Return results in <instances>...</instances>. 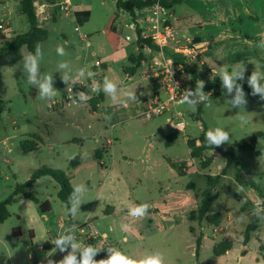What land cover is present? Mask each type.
Returning a JSON list of instances; mask_svg holds the SVG:
<instances>
[{
    "label": "rangeland",
    "instance_id": "rangeland-1",
    "mask_svg": "<svg viewBox=\"0 0 264 264\" xmlns=\"http://www.w3.org/2000/svg\"><path fill=\"white\" fill-rule=\"evenodd\" d=\"M21 1L0 0V31L7 30L2 33L8 39L30 31ZM34 5L40 27L48 32V39L39 44L43 51L40 72L53 75L57 94L50 107L48 101L38 97V89L27 83L23 68L27 47L22 48V58L14 66L2 68L0 95L5 111L0 122V203L43 167L63 171L72 187L83 183L89 191L75 217L67 214L58 196L60 187L51 177L41 178L32 189L39 203L15 197L8 207L9 217L0 224V264H41L49 252L43 250L44 244L72 224L77 225L75 236L82 245L92 239L104 248L102 251L112 247L137 259L160 252L164 264H262L264 219L254 215V209L258 204L264 206V201L250 187L238 192L241 185L236 168L227 166L221 153L205 152L201 158L192 159L188 142L209 129L227 130L229 141L217 148L232 151L240 159L239 169L253 178L264 194V139L258 138L254 149L241 148L264 133V105L245 93L244 109L232 108L228 102L231 97L217 75L212 82L206 78L203 89L208 92L207 85H211L219 94L210 97V107L202 103L193 110L184 103L147 120L141 113L144 100L154 97L149 75L152 56L149 49L138 44L136 30H142L140 24L134 26L130 14L118 9L117 0H70L67 8L64 0H35ZM78 10L90 11L83 23L75 16ZM168 12L173 15L172 21L167 16L169 23H181L182 40L204 29L202 40L211 45L207 59L219 74L244 66L245 78L239 82L247 84L254 70L264 72V48L258 46L264 40V0H180ZM114 14H118L114 33L121 38L115 53L104 34ZM141 15L144 22L146 13ZM144 27L143 35L148 37ZM246 35L252 39H245ZM58 45L64 47L66 55L57 54ZM141 55L144 60L137 66L134 61ZM61 61L69 62L73 71L87 67L94 73L91 79L72 86V91L86 92L90 99L68 104L63 71H58ZM106 76L135 90L137 100L129 101L127 107L112 105L103 91L91 92L95 84L102 86ZM159 94L161 100L167 98L163 90ZM175 110L185 115V132L169 128ZM199 124H204L205 131H200ZM28 142H36L37 148L26 151ZM99 150L103 153L102 165L97 157ZM210 157L211 166L203 169L202 164ZM76 158L81 163L73 167ZM217 177V199L206 217L199 220L203 194L211 179ZM46 201L51 204V212L44 215L40 204ZM142 203L150 205L148 214L142 218L130 216L129 208ZM88 221L98 232L97 238L91 235ZM254 223L256 230L250 232ZM247 234L250 240L245 246ZM227 244L231 245L230 253L218 255L216 249L221 245L224 249ZM66 254L56 251L51 259L59 261Z\"/></svg>",
    "mask_w": 264,
    "mask_h": 264
},
{
    "label": "clouds",
    "instance_id": "clouds-1",
    "mask_svg": "<svg viewBox=\"0 0 264 264\" xmlns=\"http://www.w3.org/2000/svg\"><path fill=\"white\" fill-rule=\"evenodd\" d=\"M259 47L264 48V40L259 42ZM57 54L60 56L66 55L65 49L62 45L57 46ZM43 59V51L39 44L36 45L35 52H29L23 57V68L27 74V83L29 85L35 86L38 89V97L41 100L49 102L51 107V101L55 98L57 94V89L54 88V79L52 74H41L40 72V62ZM58 71H63L62 80L67 85V91L69 93L68 97L72 104H77L90 99L88 93L83 91H78L73 93L72 86L82 82L85 79H91L94 73L91 72L87 67H81L72 70L69 62L61 61L58 64ZM222 81V87L226 90V94L231 97L228 102L232 108H243L247 104L245 92L243 90L242 84L238 81H242L245 78V68L240 66L234 68L231 72L226 69L222 70L219 74ZM247 84L251 88V94L253 96H259L261 100H264V72L254 70L251 75L247 78ZM205 87V82L203 80H197L195 90L186 89L183 92L180 103H187L192 106L195 110L199 104H205V106L210 107L208 103L210 97L209 93L203 91ZM103 91L104 95L108 98V101L112 105H120L127 107L129 101H136L135 90H130L119 85L115 80L109 77H105L102 86L95 84L91 88V92L99 94ZM142 95L144 93H141ZM242 122H246L244 116L237 114ZM105 119L110 120V116H106ZM230 139V133L220 127L214 129H209L205 133V141L209 147L215 146L219 147ZM243 186L238 189L243 191ZM89 189L83 183L76 184L73 187L72 192L68 197V201L65 204L67 209V214L75 217L80 211L81 205L85 202L86 194ZM150 205L147 203H142L129 208V215L133 218H142L148 214ZM254 215L260 219H264V206L256 205L254 209ZM127 229L128 225H124ZM77 229L76 224H72L63 227L61 233L52 242L55 247L51 251L45 254L44 261L46 264H164V255L160 252H154L152 254L145 255L142 258H133L126 255L123 251L108 247L107 258L96 260L95 257L104 248H101L92 244L82 245L76 239L75 232ZM70 249V251H68ZM56 251L67 252L66 255L59 261L51 259ZM79 257V258H78ZM44 261L41 264H44ZM264 264V262H262Z\"/></svg>",
    "mask_w": 264,
    "mask_h": 264
},
{
    "label": "trees",
    "instance_id": "trees-1",
    "mask_svg": "<svg viewBox=\"0 0 264 264\" xmlns=\"http://www.w3.org/2000/svg\"><path fill=\"white\" fill-rule=\"evenodd\" d=\"M35 0H22L20 3L21 6V12L25 14L30 22V31L25 34H20L14 37L13 39H8L5 37V35L0 31V77H1V70L5 67H12L18 62L21 58V50L23 47H27L29 52L34 53L35 48L37 44L43 43L48 39V32L47 30L40 27L38 23V17H37V8L34 5ZM157 2H160L162 7L165 9L166 13L173 9V7L180 2V0H117V7L119 10H123L124 12L130 14L132 19L136 21L137 14L140 12H147L153 5H155ZM75 16L79 23H83V19H88L90 17V11L83 10V11H76ZM118 19V14H114L112 18L110 19L107 27L105 28L104 34L106 36L107 43L111 49L112 52H117L120 44H121V38L120 36L116 35L114 33L115 31V24L116 20ZM167 23L168 20H167ZM172 26H174L173 23H169ZM175 27V26H174ZM137 40L140 47H149L152 49H155V46L153 45L151 38L145 37L143 35V31L137 29ZM196 42H198L197 39H195ZM144 60L143 55L139 57L138 60L134 61L137 66H139ZM194 75H197V68L192 69ZM197 80V77H195ZM238 83L242 84L244 92L255 102L261 103L264 105V100H261L259 96H253L251 94V88L248 86V84H243L238 81ZM154 87V95H156L158 91V86L155 82H153ZM211 88V87H210ZM210 90V89H209ZM219 94L216 93V97H218ZM5 111V105L4 101L2 100V97L0 95V122L2 121V115ZM201 109L198 107V119H200ZM258 138L264 139V133L260 132L257 135H255L251 141V144H244L241 145L242 149L251 148L254 149V145ZM197 141L201 142L200 146H197ZM30 143V142H28ZM27 144V143H26ZM24 144V146L26 145ZM38 144L36 142H31L30 147H25L27 150H35L37 148ZM188 148L191 150V158L192 159H198L203 156L205 152H212L215 151L216 153H221L227 160V166L234 165L236 168V179L237 182L243 186V187H250L253 190H256L261 198V201H264V194L262 193L260 189V185L251 178L248 174H245L239 169L240 165V159L237 158L232 151H225L223 149L217 148L215 146L209 147L207 145V142L205 141V133L203 132L197 139L191 140L188 142ZM104 152V151H103ZM102 150L97 152V157L100 158L102 155ZM213 158L210 157L205 161V163L202 164L203 169H207L211 166ZM81 161L79 158H76L72 161V166H78L80 165ZM226 171V168L224 169V173ZM43 177H51L53 178L59 185L60 190L58 193V196L62 202L65 204L68 201V197L70 193L73 190V187L70 182V178L61 170L59 169H52L48 167H43L41 169L36 170L31 178L24 184L18 185L14 193L11 197H9L6 201L0 203V224L4 223L7 218L9 217L8 207L12 204L15 197L22 196L25 199L34 201L35 203H39L38 198L33 193L32 189L35 185V183L40 180ZM218 181V177L216 179H211L209 182V185L206 189V191L203 194V201L200 205L198 212H199V220L204 219L206 215L208 214L210 208L216 201L217 197L214 195L215 187L214 183ZM40 210L41 212L46 215L51 212V204L49 201H46L44 203L40 204ZM257 223H254L250 226L249 231H255L256 230ZM16 235H19L20 232L16 231ZM31 238H34V232H30ZM250 236L247 234L245 238V246L249 243ZM85 244H92L95 245V241L92 239H89L86 241ZM201 245V240L198 242V247ZM223 245L219 247V249H216V253L218 255H223L229 251L231 248V245L227 244L224 249H222ZM43 248L45 250H51L52 244L51 241H47ZM222 249V250H220ZM70 251V249L68 250ZM67 253V252H66ZM107 251H101L97 254L95 257L96 260L107 258ZM79 258V257H78Z\"/></svg>",
    "mask_w": 264,
    "mask_h": 264
},
{
    "label": "built area",
    "instance_id": "built-area-1",
    "mask_svg": "<svg viewBox=\"0 0 264 264\" xmlns=\"http://www.w3.org/2000/svg\"><path fill=\"white\" fill-rule=\"evenodd\" d=\"M64 4L67 8L70 5V0H64ZM39 10L41 9L39 8ZM166 15L167 13L160 2L147 10L148 37L151 38L155 46V49L148 48L152 56L149 75L158 86L156 95L147 102L145 110L141 113V116L147 120L164 115L171 110V107L181 105L180 100L183 92L186 89L194 91L197 80L206 82V78L209 77L210 82H212L217 75V70L208 66L206 62L208 48L192 38L182 40L178 30L167 23ZM1 32L7 33V30ZM194 68H197L196 76L192 71ZM195 77H197V80ZM207 88H210L208 92L205 91L209 93V97L217 92L211 85H207ZM159 90H163L167 95L165 100L160 99ZM73 93L75 92L73 91ZM68 101L69 105L81 104V102L72 104L70 100ZM172 112L173 114L168 123L169 128L172 131L185 132L188 125L185 115L176 110ZM199 129L202 132L205 131L204 124H199ZM200 145L201 142L197 141V146ZM86 225L89 226L91 235L97 238L99 234L91 221H88Z\"/></svg>",
    "mask_w": 264,
    "mask_h": 264
},
{
    "label": "crops",
    "instance_id": "crops-1",
    "mask_svg": "<svg viewBox=\"0 0 264 264\" xmlns=\"http://www.w3.org/2000/svg\"><path fill=\"white\" fill-rule=\"evenodd\" d=\"M174 8V7H173ZM78 11H83V10H78ZM141 13H144V15H145V13H146V16H145V21L143 22L141 19H142V15H141ZM167 16H169V18H170V20L172 21V17H173V15L172 14H170L169 12H167V15H166V18H167ZM148 19H147V12H140V13H138L137 14V19H136V21H134V23H138V24H140V28L143 30V29H145V27L144 26H147L146 28H149V25L147 24L148 22ZM173 24H174V26H175V28L178 30V32L181 30V23H178V22H173ZM148 30V29H147ZM115 31H116V27H115ZM114 31V32H115ZM137 31V30H136ZM203 31H204V29L203 28H199L198 30H196V33H194V35H193V37H191L192 39H197L198 40V42L201 44V45H203V46H206L207 48H208V50L211 48V45L210 44H208L207 42H204L203 40H202V33H203ZM143 33H145V31H143ZM137 34V33H136ZM245 39H247V40H251L252 38L251 37H249V36H245ZM147 50H148V47H145ZM208 52V51H207ZM206 62H207V64H208V66H210V67H212V68H215L216 70H217V67L215 66V64H213L212 62H210L208 59H207V53H206ZM217 75H219V73H218V70H217ZM216 75V76H217ZM218 78V77H217ZM217 82V81H216ZM213 83L214 84H216V85H218L219 83H215V81H213ZM147 102H149L148 100H144V104H145V107H146V105H147ZM100 164L102 165L103 164V161H102V159H103V154L100 156ZM103 236L104 237H107V234H103ZM54 240H52L51 241V244H52V242H53ZM202 242V241H201ZM40 248H42V247H40ZM52 248H54V244H52ZM200 248V247H199ZM43 250H45L44 248H43ZM52 250V249H51ZM51 250H47V251H51ZM228 254L230 253V252H227ZM36 264H39V263H36Z\"/></svg>",
    "mask_w": 264,
    "mask_h": 264
}]
</instances>
